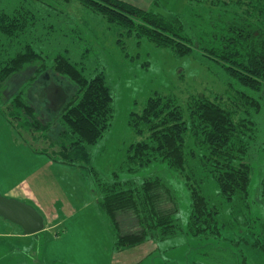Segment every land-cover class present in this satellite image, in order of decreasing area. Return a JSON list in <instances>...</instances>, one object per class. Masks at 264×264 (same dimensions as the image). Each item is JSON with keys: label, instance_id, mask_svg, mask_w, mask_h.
Here are the masks:
<instances>
[{"label": "rangeland", "instance_id": "374dc122", "mask_svg": "<svg viewBox=\"0 0 264 264\" xmlns=\"http://www.w3.org/2000/svg\"><path fill=\"white\" fill-rule=\"evenodd\" d=\"M126 1L144 8H157L171 17L180 15L186 23V34L193 40L194 51L177 56L170 48L159 47L145 38L122 36L121 26L108 23L78 0L47 1L55 4L58 13L44 12L43 19L46 23H57L52 33L35 43V48L42 52L47 69L38 81L27 84L26 96L38 106L44 118L60 113L69 99L57 111L42 94L49 82L48 76L55 77V57L64 53L84 66L87 72L96 67L105 70L114 91L115 113L109 130L92 146L91 162L79 166L57 162L54 166L46 164L49 156L31 151L32 147L28 145L29 142L35 147H45L47 143L43 139L30 140L33 133L18 130L10 123L3 126L0 122V194L9 198L27 196L23 201L42 212L46 220L42 231L27 234L29 238L24 240L31 248L28 252L30 264H264V200L261 194L264 181V98H261V111L255 116L259 124L258 137L250 153L246 154L252 165L249 197L235 194L233 199L225 198L214 180L203 183L209 207L217 212L220 234L194 235L195 226L190 219L191 189L183 176L169 170L166 162L151 163L135 172L130 171L128 162L130 145L141 140L131 129L129 117L131 119L133 111L141 112L146 101L156 93L176 98L189 121L188 103L193 97L209 98L234 108L237 91H250L227 74L220 58L207 53V49L215 50L218 55L221 53L236 5L231 8L223 3L213 4V0ZM226 3H232V0ZM68 20L71 24L64 23ZM72 28L80 31L78 36L62 38L60 32ZM30 69L15 74L5 91L11 95L17 93L32 74ZM62 85L73 92L72 86ZM254 94L261 97L262 92ZM3 96L0 94V101ZM7 107V102H3V114ZM91 168L106 176L112 177L116 172L121 179L139 181L164 173L178 197V216L184 231L161 240L151 238L134 247L114 250L115 253L111 235L110 249L103 248L100 231H85L100 224H71L68 220L72 215H96L88 201L97 197ZM199 173H202L200 166L196 168L198 178L201 177ZM166 206L170 208V203ZM55 215L59 217L57 223H54ZM127 216L122 222H128ZM62 218L68 221L58 223ZM72 226H82L84 230L74 235L68 232ZM128 226L125 224V228ZM21 241L16 240V243ZM3 246L5 240H0V253ZM5 257L0 254V264Z\"/></svg>", "mask_w": 264, "mask_h": 264}, {"label": "trees", "instance_id": "16d2710c", "mask_svg": "<svg viewBox=\"0 0 264 264\" xmlns=\"http://www.w3.org/2000/svg\"><path fill=\"white\" fill-rule=\"evenodd\" d=\"M47 1L51 0H0V94H5L3 102L8 105L4 114L16 129L33 133L30 140L43 139L47 143L45 147H35L25 138L33 151L46 154L57 163L88 165L92 146L109 130L115 113L114 91L105 70L96 67L87 72L69 54H58L53 78L75 91L72 89V96L60 113L49 119L25 94L27 84L38 81L47 69L42 52L35 48L36 41L52 33L57 23L43 19L44 12L58 13L55 4ZM78 1L108 23L121 26L122 36L145 38L159 47L170 48L177 56L194 51L193 40L186 34V23L180 15L171 17L157 8H144L126 0ZM226 1L213 0V4L223 3L231 8L236 5L228 24L229 34L219 55L215 50L216 53L207 49V53L220 58L227 74L250 91H237L234 108L209 98L193 97L188 103L189 121L176 98L156 93L141 112L133 111L128 121L133 132L141 137L129 147L130 171L166 162L169 170L183 176L191 189L190 219L195 236L220 234L217 212L209 207L203 191L206 180H214L225 198L233 199L235 194L249 197L252 165L246 154L258 137L255 116L261 111L264 98V0ZM64 23L71 24L69 20ZM79 33L74 28L60 32L62 38H74ZM28 68H32V74L27 83L15 94L5 91L8 81ZM93 71L96 73L92 74ZM49 85L50 82L43 86L47 89ZM251 91L262 92L261 97ZM199 166L200 178L196 174ZM91 169L93 189L109 221L114 250L184 231L178 216V197L164 173L139 181L121 179L116 172L111 177ZM261 194L264 200V181ZM126 215L125 223L122 218ZM125 224L129 226L125 228Z\"/></svg>", "mask_w": 264, "mask_h": 264}, {"label": "crops", "instance_id": "0c3cea01", "mask_svg": "<svg viewBox=\"0 0 264 264\" xmlns=\"http://www.w3.org/2000/svg\"><path fill=\"white\" fill-rule=\"evenodd\" d=\"M47 80L50 82V85L47 89L45 87L43 88V92H44V94H42L43 98H47L50 101L52 107H55L57 105L56 107H59V109H61L64 104L63 102H66L72 96V94L63 88L62 83H60L58 79L56 80L54 78H51V76H48ZM45 86L47 87V84H45ZM57 88H59V93H57ZM2 103L3 101H0V122L2 123L3 126H7L9 122L6 119V117H4V114L1 111ZM6 132H9V129H7V127H6ZM35 153H38V152H35ZM38 154H42V153H38ZM46 162H48L46 164H49L50 166H54V164L56 163L52 161L50 157ZM25 179L23 181H25ZM26 198L28 197L25 195H22L21 198H18V199L19 200L21 199L23 201ZM95 198H96V201H95ZM95 198H93L92 200H88V201L91 202V205L94 208L93 212L96 215H90V214L89 215L84 214L81 216L72 215L68 217V220L71 224H84V223L100 224L101 226L99 227L93 226L92 230H90L91 228H89L85 231L87 232L88 231L90 232L100 231L102 234L101 241L104 243L102 247L105 249H110L108 247L109 245L112 244L113 236H112V241H111L112 233L110 231V226L108 225L109 221L106 215L101 210L98 204V201H97V197ZM40 213L44 217V214L42 212ZM58 219L59 217L55 215L54 223H57ZM66 221L63 220L62 218L58 223H61V222L66 223ZM45 225H46V220H45ZM0 228H2L0 229V240H5V246H3V250L0 254L3 256H6L5 260H3L1 264H30L31 257L28 254V252H30L31 248L29 247V244H28L29 242L26 245L24 243V240L26 238H29L28 236L29 234L27 235V233L24 232L22 227H20L19 225L11 221L5 220L2 216H0ZM83 230H84V227L82 226H72V228L68 229V232H71L75 235L76 233L81 232ZM2 238H5V239H2ZM8 238H11V239L8 240ZM20 239H22L23 241L16 243V240H20ZM112 249H113V245H112ZM113 252H114V249H113Z\"/></svg>", "mask_w": 264, "mask_h": 264}, {"label": "water", "instance_id": "95a60500", "mask_svg": "<svg viewBox=\"0 0 264 264\" xmlns=\"http://www.w3.org/2000/svg\"><path fill=\"white\" fill-rule=\"evenodd\" d=\"M57 93H59V88H57ZM56 106L54 110L58 111L59 107ZM0 216L22 227L27 234H35L45 228L43 215L32 205L16 198L5 197L1 194Z\"/></svg>", "mask_w": 264, "mask_h": 264}]
</instances>
